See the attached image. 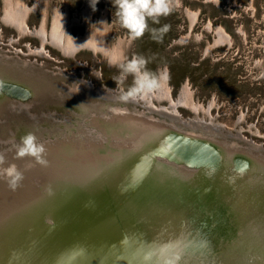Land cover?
I'll return each mask as SVG.
<instances>
[{
  "label": "bare ground",
  "instance_id": "bare-ground-1",
  "mask_svg": "<svg viewBox=\"0 0 264 264\" xmlns=\"http://www.w3.org/2000/svg\"><path fill=\"white\" fill-rule=\"evenodd\" d=\"M16 1V6L12 5V0H8V3L5 1L7 8L4 10V14H6L5 18L10 25L25 32V34L38 35L42 43L54 45L67 56L72 55L77 50L74 47V42L79 46L84 44L90 37L87 46L81 48L95 51L97 46H104L114 51L116 49L115 45H113V47L115 46L114 49L101 41L104 36L101 35L100 31L98 33L103 36L102 38H98L96 32L86 37L84 35V38L69 36L70 34L68 35V31H66L68 27L65 25L66 28L63 29L59 20H56V17H59L58 10L56 12L54 10L55 16L51 33L43 28V24H41V28L32 30L25 22L26 15L32 10L27 8L28 6H24L21 0ZM42 9L41 13L44 17L46 10ZM35 52L44 56L47 54L43 46L32 53ZM115 53L120 55V51H115ZM17 67L20 68L12 62L0 63V72L6 75L5 78L0 75L2 77L0 79V110L5 108L8 103H16L27 107V104H23L21 100L27 99L31 92L35 93L31 87H35V84H37L35 88L40 92L48 91L51 97L63 98L64 100V94L57 92V87H61L59 82L48 80L43 77V74L40 75L39 73H34L39 77L34 82L30 79L26 81L24 78L28 74L26 69H23L22 72L23 79H19L20 72L16 69ZM85 84L91 88L94 95L99 97V100L116 102L115 105L108 104L106 106L108 111L106 112L101 106L104 104H100V106L91 105L90 101L82 98L80 99L82 113L89 111L92 113L89 116L85 115L84 118L87 117V122L94 130L84 123L79 128V133H82L84 137L74 136L71 138L66 134L55 135L54 138L38 141L43 143L46 148L44 157L58 156L61 153L74 156L78 152L94 155L96 151L97 154L106 158V162L109 159L113 166L107 168L105 161L100 162L102 165L96 166L98 163H94L96 159L98 160L96 156L93 159L92 156L89 161L87 160V162L80 165L74 163V166H71L72 168L54 166L53 172H55L56 177L62 176L72 180V182L61 183L59 187L51 186L56 189V194L51 197L49 206L56 210L57 208H69L66 212V215H68L66 219H76L77 210L74 204L68 203L67 200L75 202L82 200L81 196L76 193L75 188L83 190V183L80 185L75 184L78 179L74 177L73 173L83 176L84 178H80L85 181L96 180L95 185L103 183L98 181H108L109 184L111 183L110 185L115 186L113 188L115 192L128 184L132 195L143 193L146 188H152V186L165 187V189L169 186H175L177 190L173 192L174 197L178 199V203H188L186 207L190 205L187 214L193 218H191V226L186 233L187 238H181L182 241L172 240V247L163 254L162 257L166 258L165 263L174 253H178L180 259L177 264H264V224L261 228L259 227L258 233L252 228L257 225L256 222L259 218L264 220V185H256L259 182V179L256 178L257 174H264V160L238 149L235 145H230L227 142L223 143L208 134L194 129H181L174 123L156 116V113L149 114L148 111L145 112V109L155 111L168 116L170 119H177L182 124L192 127L200 126L207 131H217L211 126V122L202 125V120L197 119L196 116L191 119L182 118L177 109L178 105L190 108L195 115L201 109H204L192 100L189 91L187 92L185 88L175 100L170 97L169 88L164 84L159 90L150 94L149 97L163 98L169 104V107H158L152 105L149 101L150 104L143 105L145 108L141 109L138 105L140 102L138 98L134 101L124 102L120 99L123 92L101 86L94 87L91 82L87 81H85ZM66 87L68 93L74 95L75 89L71 86ZM129 104H136L134 105L136 108L131 110ZM93 108L95 112H93ZM36 122L37 119L35 118L30 125H35ZM30 132L33 133V130H30ZM10 134L13 135V132L11 131ZM39 135H42V133L40 132ZM11 137H8V140L14 139ZM11 140L10 143L12 144L0 151L5 154L7 160L3 167H7L8 164L24 165L23 162L30 163L35 159L30 156L18 158L16 144ZM139 159H145L149 164L145 170H137L136 166L134 167L135 162ZM55 160L54 157L52 163H55ZM72 161L69 159L67 163ZM193 165L202 168L195 171V169L189 168ZM68 168L69 170H67ZM28 169L24 172L23 180L19 182L15 192H12L10 188H5L8 184L0 183V218L3 219L4 223L11 226L14 225L9 222L12 218L23 220H27L29 217L35 218L39 225L36 226L37 229L32 230L30 229L32 227L28 226L25 231L26 233L40 235L36 233L40 232V229L46 230L54 226L56 215L50 216L52 215L51 212L42 211L48 203L46 195L43 193L44 183H42V178L34 173L33 167ZM108 170H115L113 177L110 176ZM60 171H70L71 173L63 175ZM104 173L105 176H101ZM99 176L101 177L95 179ZM91 177L94 179H91ZM40 195L44 196L45 201L43 207L37 208L42 201ZM96 195L98 197L95 198V201L100 205L97 207L96 212L103 215V212L107 210L108 216H112V203L107 189L104 187L98 188ZM86 203L83 204L86 205ZM20 205H22V208H19ZM133 210L132 207L126 209L127 214H133ZM189 210L191 211L189 212ZM187 217L185 214V218ZM176 219L181 220L180 218ZM182 222L181 220L180 223L182 224ZM60 230H62V227L59 228ZM46 233L55 236L51 231H46ZM46 233H41V236L52 239ZM113 233V238H108V244H120L119 247L123 248L124 244L120 242L121 238L119 236L121 232L113 231ZM73 235L76 236V234ZM117 236H119V240L114 241L113 239ZM172 236L170 234L169 238L172 239ZM75 238L77 241L72 239L65 241V245L66 242H70V249L77 247L80 250V256H73L72 254L73 264H102L106 261V250L102 249L101 246L99 252H96L95 248L88 246L84 248L85 246L80 242L81 239H78L77 236ZM140 243L136 246L133 254L128 253L123 264H148L150 254H148L150 251L147 247L148 241L146 240V244L142 241ZM179 243L183 245L180 246ZM57 245L59 246V243ZM130 248H132L131 245ZM54 249H56V246ZM82 249H85L83 254ZM21 251L23 252L22 249ZM58 251L56 249L54 253ZM139 253L142 260L139 258ZM50 256L49 253L46 260H43L44 263L54 262L50 259ZM31 259H34L33 264H40L35 257H31ZM115 264L121 263L117 262Z\"/></svg>",
  "mask_w": 264,
  "mask_h": 264
},
{
  "label": "rangeland",
  "instance_id": "rangeland-1",
  "mask_svg": "<svg viewBox=\"0 0 264 264\" xmlns=\"http://www.w3.org/2000/svg\"><path fill=\"white\" fill-rule=\"evenodd\" d=\"M5 1L8 3V0H0V63L17 64L20 67L16 68L20 72L19 79H23L22 72L26 69V81L38 79L34 73L56 80L61 84L57 92L64 94V100L51 97L48 91L40 92L35 84V87L31 86L35 93L31 92L27 99L21 100L27 107L8 103L0 110V151L12 144L8 137L12 136L14 139L11 141L17 145L20 137L30 130L37 134L38 140L66 134L71 138L84 137L79 128L84 123L90 127L84 116L92 113H82L80 99L85 98L91 105L104 104L101 106L106 112L108 104L116 103L99 100L85 81L91 82L94 87L125 92L132 84V76L116 84L113 78L120 76V69L109 65L104 54L80 48L76 50L77 56L70 58L54 45L42 43L38 35L18 30L5 18ZM21 1L32 10L25 17L26 25L32 30L41 28L43 24V28L51 33L53 18L58 10L56 20L63 25V29L65 25L68 27L69 36L84 38V35L96 32L98 38L104 36L101 41L108 47L115 45L118 50L115 46L113 48L120 51L121 57L142 54L149 61L147 67L158 74L166 67L170 79L165 85L169 88L170 97L176 100L185 88L192 100L205 109L195 115L190 108L178 105L182 118L196 116L202 120V125L211 122L217 131L182 124L155 111L145 109V112L156 113V116L181 129L208 134L264 160V0H177L170 15L160 17L158 23L152 19L148 21L150 29L170 26L161 42L154 40L150 32L133 38L115 16L116 8L112 0H99L96 11L90 7V0ZM12 2L16 6L17 1ZM42 8L46 10L44 17ZM101 21L107 25L99 26ZM42 46L47 53L45 56L32 53ZM0 75L3 78L6 76L2 72ZM66 86L75 89L74 95L68 93ZM138 99L141 109L149 101L158 107H169L163 98L147 96ZM134 105L128 106L134 110ZM35 118V125H30ZM40 132L42 135H39ZM189 168L198 171L202 167L193 165ZM256 178L259 179L257 186L264 185V174L258 173ZM256 223L252 228L258 233L259 227L264 224L263 218Z\"/></svg>",
  "mask_w": 264,
  "mask_h": 264
},
{
  "label": "water",
  "instance_id": "water-1",
  "mask_svg": "<svg viewBox=\"0 0 264 264\" xmlns=\"http://www.w3.org/2000/svg\"><path fill=\"white\" fill-rule=\"evenodd\" d=\"M76 54L75 51L72 55L68 56H70V58H75L77 56ZM74 77L76 78L77 76ZM121 89H124V87H121ZM94 156L98 158V160L96 159L94 161V163L98 162L96 166L102 165L100 163L101 161H105V166L107 168L113 166V163L110 162L109 159H107L108 161L106 162V158L97 154L96 151L94 155H88L83 152H78L74 154V156L62 153L58 156L51 155L44 157L47 161L46 165H41L34 159L30 163L23 162L24 165L20 164L22 166H16L18 171L22 173V176L26 170H29L28 168L33 167L34 173H37L36 175L42 178V183H44L43 193L46 195L48 203L46 208L43 207L45 198L40 195L42 201L37 208L43 207L44 209L42 211L46 210L47 212H51L52 215L50 216L56 215V222L53 227L48 228L49 230L40 229V232H36L40 235H34L29 232L26 233L25 228L29 226L32 227L30 228L32 230L37 229L36 226L39 225L35 218L29 217L27 220L12 218L9 222L14 224L13 226L4 223L2 221L3 219L0 218V264H33L34 259H31V257L38 259L40 264H73L71 256L72 254L73 256H80V250L77 249V247L75 249H70V242H66L65 245V241H69L68 239L77 241L75 238L76 236L79 237L78 239H81L80 242L85 246L84 248L88 246L90 248H95V251L99 252L101 246L102 249L106 250V261L102 264H115L117 262L123 264L124 258L127 257L128 253L133 254L136 246L141 244V241L146 244V240L148 241V250H150L148 252V254H150L147 263L166 264V258L162 257L163 254L172 247V240L182 241L181 238H187L186 233L191 226V218H193L187 214L190 205L186 207L188 203H178V199L174 197L173 192L177 190L175 186H169L167 189H165V187L152 186L153 189L146 188L143 193L132 195V193L130 194L131 190L128 184L124 188H120L118 192H115L113 189L115 186L110 185L111 183L109 184L108 181H98L103 183L95 185L97 182L96 180L91 182L85 181L81 179L84 178L83 176L73 173L74 177L78 179L75 181V184L80 185L83 183V190L75 188L77 190L76 193L81 196L80 198H82V200L79 202L67 200L68 203H73L77 210L76 219H66V217H68L66 212L69 208H57L56 210L49 206L51 197H54L56 194V189L51 186L59 187L61 183L72 182V180L62 176L56 177L55 172H53V167L68 166L72 168L71 166H74V163L80 165L87 162V160L89 161L91 157L93 159ZM54 157L56 160L55 163H52ZM69 159L73 161L67 163ZM135 166L137 170H145L149 164L145 159H139L135 162L134 167ZM69 168L67 170H69ZM108 171L110 172V176L113 177L115 170ZM60 172L63 175H69L71 173L70 171ZM101 176H105V173ZM91 179L94 178L91 177ZM0 183L8 184L5 188H10L12 192H15L17 189V187L12 189L9 186L8 179L4 175H0ZM101 187L107 189L109 199L112 203V216H108L107 210L103 212V215L96 212L97 207L100 206L99 203L95 201V198L98 197L100 192L98 195H96V192L98 188ZM83 203H86V205ZM131 207L134 209L133 214H127L126 209ZM19 208H22V205H20ZM184 208L185 210H183ZM190 211L191 210H189V212ZM185 214L188 216L187 218H185ZM176 218H180L183 221L182 224L180 223L181 220ZM61 227L62 230L59 231ZM55 228L57 229L53 230ZM46 231H51L55 236L48 235ZM113 231L121 232L119 236L121 238L120 242L124 244L123 248L119 247L120 244H108V238H113L114 236ZM41 233H46L52 239L41 236ZM73 234H76V236ZM170 234L173 235L172 239L169 238ZM119 236L115 237L113 240H119ZM58 243L59 246L57 245ZM179 244L180 246L183 245L181 243ZM54 245L56 249L59 250L57 252L59 254L54 253V251L56 252ZM130 245L132 248H130ZM21 249L24 254H32L24 255ZM84 250L85 249H82V254ZM49 253L51 254L50 259L55 263H44L43 260H46ZM139 258L141 259L140 253Z\"/></svg>",
  "mask_w": 264,
  "mask_h": 264
},
{
  "label": "clouds",
  "instance_id": "clouds-1",
  "mask_svg": "<svg viewBox=\"0 0 264 264\" xmlns=\"http://www.w3.org/2000/svg\"><path fill=\"white\" fill-rule=\"evenodd\" d=\"M116 8L115 16L118 18L120 25L128 31L133 38L142 37L146 32L157 42L163 40L164 35L169 31V25H163L160 28H151L148 21L150 19L159 22L160 17H167L174 10L177 0H112ZM99 0H90V7L96 11V5ZM107 25L106 22H99V26ZM98 30H100L98 28ZM69 37V36H68ZM73 42L74 40L69 37ZM91 37L82 45L74 47L79 50L81 47L87 46ZM95 51L104 54L108 58L109 65L117 66L120 69V76L113 78L118 83L119 80L132 76V84L121 95L120 99L124 102L144 98L159 90L169 79L170 74L165 67L159 74L150 70L147 65L148 59L142 54H134L130 58L121 57L116 54L113 49L104 46H97ZM46 148L43 143L38 141L34 133H27L20 137L19 144L16 145V155L18 158L30 156L35 158L36 162L46 165L44 159ZM6 156L0 152V175L7 177L9 186L12 189L18 187L22 180V173L18 171L15 164H8Z\"/></svg>",
  "mask_w": 264,
  "mask_h": 264
},
{
  "label": "snow or ice",
  "instance_id": "snow-or-ice-1",
  "mask_svg": "<svg viewBox=\"0 0 264 264\" xmlns=\"http://www.w3.org/2000/svg\"><path fill=\"white\" fill-rule=\"evenodd\" d=\"M180 259L178 253H174L170 258L167 259L166 264H177V261Z\"/></svg>",
  "mask_w": 264,
  "mask_h": 264
}]
</instances>
